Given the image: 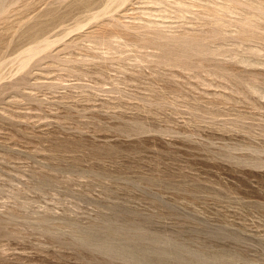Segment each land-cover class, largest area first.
Returning a JSON list of instances; mask_svg holds the SVG:
<instances>
[{
  "label": "rangeland",
  "instance_id": "1",
  "mask_svg": "<svg viewBox=\"0 0 264 264\" xmlns=\"http://www.w3.org/2000/svg\"><path fill=\"white\" fill-rule=\"evenodd\" d=\"M2 2L0 264H264V0Z\"/></svg>",
  "mask_w": 264,
  "mask_h": 264
},
{
  "label": "bare ground",
  "instance_id": "2",
  "mask_svg": "<svg viewBox=\"0 0 264 264\" xmlns=\"http://www.w3.org/2000/svg\"><path fill=\"white\" fill-rule=\"evenodd\" d=\"M2 6H3V2H2V0H0V7L2 8ZM108 7V6H107ZM7 15V14H6ZM130 219V218H129ZM118 227V226H117ZM113 228V227H112ZM114 228H115V226H114ZM121 229V228H120ZM126 231V230H125ZM113 232V231H112ZM129 232V231H128ZM143 234V233H142ZM132 236V235H131ZM150 237V236H149ZM110 238V237H109ZM114 239V238H113ZM115 239H117V238H115ZM114 239V240H115ZM92 240V239H91ZM113 240V241H114ZM124 240H126V239H124ZM150 240V239H149ZM116 241H118V240H116ZM115 241V242H116ZM95 242V241H94ZM89 243V242H88ZM97 244V243H96ZM131 245V244H130ZM173 246V245H172ZM178 246V245H177ZM180 247V246H179ZM179 247H177V248H179ZM149 248V247H148ZM167 248V247H166ZM177 248H175V249H177ZM105 250V249H104ZM110 250V249H109ZM131 250H132V248H131ZM166 250V249H165ZM129 251V250H128ZM108 252V251H107ZM166 252V251H165ZM161 253V252H160ZM121 254V253H120ZM133 254V253H132ZM165 253H163V255H164ZM157 256H159V255H157ZM161 256V255H160ZM150 257V256H149ZM159 258V257H158ZM161 258H163V257H161ZM167 258V257H166ZM129 259H130V257H129ZM128 259V260H129ZM153 259V258H152ZM151 259V260H152ZM156 259V258H155ZM135 260V259H134ZM159 260V259H158ZM145 261H148V260H145ZM149 261H150V259H149ZM157 260H155V262H156ZM160 261V260H159ZM128 262V261H127ZM137 262V261H136ZM158 262V261H157ZM138 263V262H137ZM145 263V262H144ZM152 263H154V261L152 262Z\"/></svg>",
  "mask_w": 264,
  "mask_h": 264
}]
</instances>
